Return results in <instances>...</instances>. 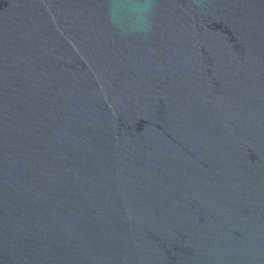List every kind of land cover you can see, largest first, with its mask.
<instances>
[{
  "label": "water",
  "instance_id": "water-1",
  "mask_svg": "<svg viewBox=\"0 0 264 264\" xmlns=\"http://www.w3.org/2000/svg\"><path fill=\"white\" fill-rule=\"evenodd\" d=\"M0 264H264V0H0Z\"/></svg>",
  "mask_w": 264,
  "mask_h": 264
}]
</instances>
